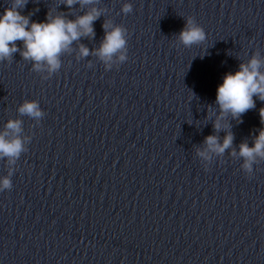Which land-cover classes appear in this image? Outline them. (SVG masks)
Returning <instances> with one entry per match:
<instances>
[{"label": "water", "instance_id": "95a60500", "mask_svg": "<svg viewBox=\"0 0 264 264\" xmlns=\"http://www.w3.org/2000/svg\"><path fill=\"white\" fill-rule=\"evenodd\" d=\"M92 7L94 35L73 41L57 72L35 70L19 40L0 60V131L19 119L28 137L13 164L0 159L12 180L0 192V264H264V160L248 174L230 155L264 127V100L213 127L225 73L264 59V0H28L19 11L40 22ZM189 16L207 38L185 48L176 37ZM106 22L127 29L128 57L107 70L95 55ZM24 100L44 115H21ZM228 131L231 149L197 155Z\"/></svg>", "mask_w": 264, "mask_h": 264}, {"label": "clouds", "instance_id": "9594fccd", "mask_svg": "<svg viewBox=\"0 0 264 264\" xmlns=\"http://www.w3.org/2000/svg\"><path fill=\"white\" fill-rule=\"evenodd\" d=\"M77 0H65L70 7ZM81 5L92 3V0H79ZM28 0H11L10 6L0 11V60H7L11 54L19 49L16 41L23 42L21 55L25 60L33 62V68L37 71L46 70L51 75L61 67L60 54L71 51L70 45L81 36L94 35L93 22L101 15V10L92 7L75 20L66 19L63 15L48 14L44 21H31L29 16L23 15L22 10ZM121 11H132L131 3L125 2ZM104 38L100 47L95 50L104 63L106 70L112 66L113 58L124 62L127 57V29L120 25L106 22ZM206 32L191 16L184 27L178 33L176 39L178 45L189 48L201 44L206 40ZM81 57L89 55V49L83 45L79 47ZM264 59L254 54L247 63H241L238 70L228 72L216 87L215 104L219 108V115L214 121L213 127L219 131L227 129L229 125L225 118L231 116L239 119L247 110L255 107L253 97L264 100V71L261 65ZM21 115H27L39 119L44 115L37 100H24L18 108ZM214 110L209 109V115ZM261 123L264 124V108L260 109ZM22 121L19 119L8 120L4 130L0 131V159L7 158L11 165L18 159L22 152L27 151L28 137L21 136ZM233 134L226 132L222 141L217 135H208L204 139L205 148L197 150V155L205 161L211 159V154H223L226 149L232 148ZM230 155L242 158L241 168L245 173L251 174L253 164L258 160H264V127L256 133L251 146L242 142L239 149L232 150ZM207 167V164H205ZM11 169L8 174L0 175V192L12 187Z\"/></svg>", "mask_w": 264, "mask_h": 264}]
</instances>
